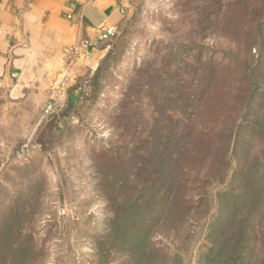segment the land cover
<instances>
[{
	"label": "rangeland",
	"instance_id": "obj_1",
	"mask_svg": "<svg viewBox=\"0 0 264 264\" xmlns=\"http://www.w3.org/2000/svg\"><path fill=\"white\" fill-rule=\"evenodd\" d=\"M119 1L117 35L102 41L95 71L73 68L52 115L44 99H12L10 81L0 82V231L5 221L10 229L0 264H264V11L229 8L238 0ZM214 71L229 88V134L207 135L201 149L193 111ZM184 148L207 162L177 175L188 203L169 219L149 197L159 171L144 181L134 168L146 150ZM120 167L128 176L116 181Z\"/></svg>",
	"mask_w": 264,
	"mask_h": 264
},
{
	"label": "crops",
	"instance_id": "obj_2",
	"mask_svg": "<svg viewBox=\"0 0 264 264\" xmlns=\"http://www.w3.org/2000/svg\"><path fill=\"white\" fill-rule=\"evenodd\" d=\"M121 9L119 0H0V82L10 81L9 96L46 103L53 81L71 76L74 67L78 74L95 71L104 55L97 28L116 27ZM87 38L93 44L87 56L65 70V49Z\"/></svg>",
	"mask_w": 264,
	"mask_h": 264
},
{
	"label": "trees",
	"instance_id": "obj_3",
	"mask_svg": "<svg viewBox=\"0 0 264 264\" xmlns=\"http://www.w3.org/2000/svg\"><path fill=\"white\" fill-rule=\"evenodd\" d=\"M262 0H238L237 2L233 1L232 3H229V8L230 7H244V11H248V14L252 18H256L257 16H260V14L264 11V1ZM250 2H255L257 6L249 8ZM259 6V7H258ZM252 21V19H251ZM251 24V23H250ZM254 32H255V37H257L261 33V27L259 26V23H257V26L254 27ZM244 65V64H243ZM246 70V69H245ZM247 74V71H246ZM249 75V73L247 74ZM148 77H153L149 76L148 74L145 75V78ZM216 72L210 73L206 77V85H204V88L201 90V94L199 98L196 100V105L194 107L193 114L194 116H197V120H199V125L198 129H196L194 132H196V139L194 145L199 147V148H207L211 146V141L208 139L207 135H214L213 138H222L225 137L229 134V88H224L221 86H218L216 82H214V79L216 78ZM249 76L248 81L250 83H253L252 79ZM247 83V77H242L241 81H239V84H244ZM252 88L248 89L249 94L246 97V101L243 105L246 106L247 103L249 102V98H252ZM163 101L160 103L163 105ZM165 104V103H164ZM241 106V105H239ZM236 107H232L231 111H238L239 110ZM241 112V109L238 111V113ZM166 117V115H164ZM167 120L171 121L169 116H167ZM159 121V120H155ZM162 123V121H159ZM155 130L159 131L161 128H158V126H155ZM188 131V130H187ZM152 137L149 136V138ZM148 138V137H147ZM155 138L148 140L144 139L143 144L145 146L154 143ZM180 143L186 148V139L181 140V139H176L174 146H180ZM183 149V151H177L175 152L172 150V152H168L163 157H161V153L155 155L154 152H149V151H144L143 152V157H141L139 163H138V169L135 167L134 172H137L138 170H141L144 174H148L144 181L151 180L150 177H152L153 171L155 173H158L159 171V177L157 176L158 179L155 180V183L148 187V192H149V197H153L151 199V204H156V205H164V211L166 212V216L171 219L173 211L175 208L179 206V203L186 204L188 201L186 199H180L179 201V192L184 190L185 191L188 189V186L185 184L184 181H177L176 177L179 175L180 177L185 174V177L187 178L190 174L191 171H194L196 164L198 165H203L207 162L206 157H204L199 151L197 152H192ZM221 151V149H220ZM192 152V153H191ZM109 153V152H106ZM219 155V154H218ZM223 155L225 156L224 151L220 153V160H224ZM227 160H229V157H226ZM154 161H155V166L154 167ZM217 162V157H214V164ZM151 163L149 167H147V164ZM212 163V162H211ZM210 163V164H211ZM168 165H170V168H168ZM100 169V168H99ZM124 167H120V169L114 170L116 174L115 178L116 181L119 178V176L127 177L128 173L127 171H124ZM101 170V169H100ZM120 170V171H119ZM156 170V171H155ZM163 171V174L162 172ZM102 171H99V173ZM138 176V175H137ZM155 176V174L153 175ZM161 176V178H160ZM197 177V174L194 175V178ZM179 180V177H178ZM107 183L104 181L103 184H100L101 186V191L104 193V196L107 194V189L108 187L106 186ZM122 184V183H121ZM123 186H120V188H127L129 186V182L125 181ZM161 191V193H160ZM161 194V195H158ZM130 200L129 198H126ZM127 203L128 201L125 200V208L129 206ZM124 208V209H125ZM128 210L129 207L126 208L125 210L122 211L121 216H127L128 215ZM142 220V219H141ZM10 224V221H9ZM1 231H0V236L3 238L5 234L10 230L8 226V221L2 224L1 226ZM8 229V230H7ZM8 264V263H5Z\"/></svg>",
	"mask_w": 264,
	"mask_h": 264
},
{
	"label": "built area",
	"instance_id": "obj_4",
	"mask_svg": "<svg viewBox=\"0 0 264 264\" xmlns=\"http://www.w3.org/2000/svg\"><path fill=\"white\" fill-rule=\"evenodd\" d=\"M123 13V9H121ZM98 40L99 41H110L117 35L116 27L100 25L98 28ZM93 47L90 39H83L78 41L75 45L70 48L65 49L63 52L65 58V70L72 69L78 60L85 58L88 54L89 49ZM67 77H64L61 81L53 82V91L43 107V114L45 116L52 115L53 112L58 108L62 97L64 96V91L67 85ZM87 81L81 83L78 88V94H82L87 91Z\"/></svg>",
	"mask_w": 264,
	"mask_h": 264
}]
</instances>
